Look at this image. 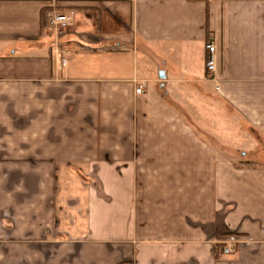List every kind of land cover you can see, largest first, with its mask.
Here are the masks:
<instances>
[{"label":"crops","instance_id":"0c3cea01","mask_svg":"<svg viewBox=\"0 0 264 264\" xmlns=\"http://www.w3.org/2000/svg\"><path fill=\"white\" fill-rule=\"evenodd\" d=\"M0 175L13 264H264V0H0Z\"/></svg>","mask_w":264,"mask_h":264},{"label":"rangeland","instance_id":"374dc122","mask_svg":"<svg viewBox=\"0 0 264 264\" xmlns=\"http://www.w3.org/2000/svg\"><path fill=\"white\" fill-rule=\"evenodd\" d=\"M234 140H236V138H234ZM235 155V160L240 165L245 166L246 164L249 165L253 163L250 158H245L241 153H236ZM23 182V177L0 175V264L22 262V255L19 254L20 250L17 249V256H13L12 251L14 247L19 248L28 242V240L22 238L27 235V230L29 228L28 218L26 216L27 207L24 208L22 204L18 202L20 198L23 200V197L26 195H24L25 193L19 195L18 192L22 193L20 191H12L13 189L16 190L17 187L21 188ZM12 217L17 218H15L16 222H12L11 224V221L14 219ZM5 218L10 219V223L5 222Z\"/></svg>","mask_w":264,"mask_h":264},{"label":"built area","instance_id":"2783aa9c","mask_svg":"<svg viewBox=\"0 0 264 264\" xmlns=\"http://www.w3.org/2000/svg\"><path fill=\"white\" fill-rule=\"evenodd\" d=\"M72 23V17L70 14H54L48 21V24L51 28H53L56 32L62 33L66 31L69 26ZM207 52H208V59H207V72L208 74L210 73L211 75H214L216 72V64H215V52H216V46L214 42L209 41L207 46ZM65 64V60L63 61ZM146 88L145 84H141L137 89L136 93L137 94H143L144 89ZM227 253H230L231 250H226Z\"/></svg>","mask_w":264,"mask_h":264},{"label":"trees","instance_id":"16d2710c","mask_svg":"<svg viewBox=\"0 0 264 264\" xmlns=\"http://www.w3.org/2000/svg\"><path fill=\"white\" fill-rule=\"evenodd\" d=\"M188 1H192V2H194V1H199V0H188ZM42 28L44 29V24H43V22H42ZM210 41V38H208V42ZM207 59H208V57H207ZM208 76H209V74H208Z\"/></svg>","mask_w":264,"mask_h":264}]
</instances>
